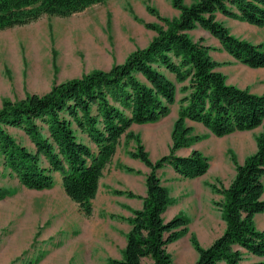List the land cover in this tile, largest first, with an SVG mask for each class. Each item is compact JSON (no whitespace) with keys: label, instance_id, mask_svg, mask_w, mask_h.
<instances>
[{"label":"trees","instance_id":"1","mask_svg":"<svg viewBox=\"0 0 264 264\" xmlns=\"http://www.w3.org/2000/svg\"><path fill=\"white\" fill-rule=\"evenodd\" d=\"M104 1L0 0V29L27 24L43 14L67 16ZM172 5L179 10L173 18L159 16L150 8L161 24H145L155 36L124 62L55 83L42 95L5 100L0 108L2 165L24 187L35 190L50 189L57 172L65 194L89 216L100 178L121 138L134 140L136 146L129 154L149 168L147 191L144 196L128 190L113 191L141 198L143 205L132 209L127 218L131 227L122 258L109 259V264H173L167 245L186 233L188 219L179 214L164 220L163 213L172 200L157 170L170 164L183 178H195L209 167L208 157L197 149L184 157L175 154L176 149L205 137L193 134L186 119L201 122L218 137L261 127L255 136V152L242 163L231 153L235 176L230 184L224 187L207 182L222 196L213 203L225 223L223 232L207 247L194 235L191 242L198 254L193 264H264V228L257 229L254 221L256 214L264 213V93L228 83L216 69L221 63L209 54L213 48L189 35L201 27L239 62L251 68L264 67V43L236 37L216 19L219 12L264 29V0H195L188 5L172 0ZM177 83L183 95L178 101L169 153L152 161L140 136L129 127L166 116L175 102ZM8 127L21 129L33 148L20 143ZM6 195L0 189V199Z\"/></svg>","mask_w":264,"mask_h":264},{"label":"rangeland","instance_id":"2","mask_svg":"<svg viewBox=\"0 0 264 264\" xmlns=\"http://www.w3.org/2000/svg\"><path fill=\"white\" fill-rule=\"evenodd\" d=\"M193 1L183 0L187 5ZM150 8L159 16H178L172 0H105L67 16L43 14L27 24L0 29V108L5 100L15 102L28 94L42 95L55 83L124 62L130 53L147 46L155 36L156 32L145 24H161ZM237 21L235 25L227 21L223 24L233 29L236 37L264 43L263 28ZM189 35L195 40L205 39L197 32ZM226 81L264 93V79L252 81L246 76H234ZM176 86L175 108H179L178 101L183 94L179 91L181 84ZM8 130L20 143L33 148L21 129L8 127ZM260 130L261 127L248 135L251 144ZM237 135L207 139L201 144L211 160L222 162L223 154L219 152L214 157L209 147L218 146L225 154L227 149H232L236 157L240 148L235 139ZM247 153L246 157L252 154V148ZM214 169L211 162V173L208 170L206 176L211 183L225 187L229 177L223 182L214 178ZM53 175L54 185L50 189L26 188L3 167L0 158V189L7 192L0 199V264H109V259L122 258L129 231L127 218L132 215V208L122 206L118 194H107L114 193L109 182L110 172L101 180L103 194L92 201L89 216L65 194L61 176L57 172ZM221 198L215 194H181L171 198L164 220L179 214L190 220L186 233L167 245L173 264L193 263L197 251L191 236L205 247L210 238L223 232L225 223L213 203ZM127 212L131 215L126 217ZM254 221L260 229L264 213L256 215Z\"/></svg>","mask_w":264,"mask_h":264},{"label":"crops","instance_id":"3","mask_svg":"<svg viewBox=\"0 0 264 264\" xmlns=\"http://www.w3.org/2000/svg\"><path fill=\"white\" fill-rule=\"evenodd\" d=\"M173 10L175 13H178L179 15L178 9L175 8ZM216 19L222 23L227 21L232 25L238 23L237 20L226 17L219 12L216 13ZM228 29L230 30V33L235 34V31L233 29L229 27ZM193 32H197L199 34V37H204L205 39L203 40V43L213 48L209 51V54L213 60L221 63V65L218 66L216 69L221 73H223L226 76L227 80L229 77L233 78L234 76L235 77L246 76L249 77L250 80L252 81L264 79V67L251 68L239 62L222 48L221 43L216 37L211 35L207 30L202 29L201 27H196L195 29L189 31V33H193ZM168 75L171 79H173L172 74H168ZM254 93H258V92H254ZM175 102H176V98H175ZM175 102L170 105L169 113L166 116L159 119L158 121L152 123H144V124L132 123L129 127L130 131H132L134 134H138L139 136H141L142 143L145 146V149L148 151L149 157L152 161H155L156 159L169 153V148L172 143L171 131H172L173 123L178 113V107L175 108ZM171 116L172 118H170ZM185 123L187 126L192 127L193 134L204 135L205 137L199 141L194 142L189 147H180L176 149L175 154L177 156L184 157V156H188L193 149H197L201 151L209 159V167H208L209 172L211 168V162H213V166L215 167V169L214 171H212V174L214 175V178H218L223 182V179L225 177H229L228 184L225 186L227 187L235 176V166L229 154V152L234 153L233 150L231 149L232 150L231 151L230 149H227L226 151L227 155H226L224 152H222V150H218L219 149L218 146L211 145L209 148L211 150L210 153H212V156L216 157L219 155L220 152L221 154H223L224 157V160L222 162L219 160L218 161L211 160L210 154L204 151L203 145L201 143H203V141L207 139L210 140L221 139V138L229 137L231 135L233 136L234 134H238L235 139L237 140L236 142L240 143V148L238 152L236 151V157H237V161L239 163H242L244 161V158L248 154L247 153L248 149L252 148V153L255 152L256 150L255 137L253 138V142L251 144V141H249L248 139L249 137L248 135H251L252 131L260 127L247 131H235L233 133L218 137L210 133V131L201 122L186 119ZM79 137H81V139L84 142H88V139L85 135L79 133ZM246 140H248L249 142L248 145L245 144L247 142ZM124 141H125L124 137H122L120 143L117 146L113 158L104 169L103 176L100 178L99 181V187L96 193L97 195L103 194L101 192V180L103 179L107 171L110 172L109 182L113 186L112 189L132 191L133 193L140 196H144L146 194L147 191L146 174L149 172V168L141 160L137 158H133L128 154V151L134 150L136 146L134 140H129L127 145H125ZM119 165L133 168L135 171L138 172L126 171L125 169L120 168ZM206 173L195 178H183L175 171V169L170 164L164 165L163 167L157 170V174L160 178L161 184L167 189L169 196L173 199L176 198V195H181V194H207V195L215 194L219 196L220 194L215 193L207 185V182H210L211 179L206 176ZM107 194H115V193H107ZM191 197H193V195H191ZM262 198L264 199V193L262 195ZM117 199L118 201H120L121 205L126 208L140 209L142 208L143 205V201L141 198L129 197L126 194L118 195ZM165 212L163 213V215H165ZM129 215H131V213L129 214L128 212L124 213V216L126 217ZM189 221L190 220H188V223ZM130 227L131 226L129 224V229ZM263 228H264V224L260 229ZM219 235L210 238V240L204 244L205 247L209 246L214 241V239L217 238ZM197 257L198 254H195L193 263L196 261Z\"/></svg>","mask_w":264,"mask_h":264}]
</instances>
